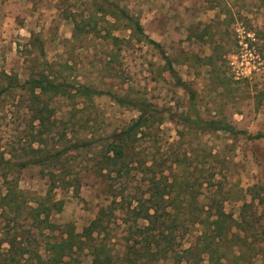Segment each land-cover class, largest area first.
<instances>
[{"label":"rangeland","instance_id":"374dc122","mask_svg":"<svg viewBox=\"0 0 264 264\" xmlns=\"http://www.w3.org/2000/svg\"><path fill=\"white\" fill-rule=\"evenodd\" d=\"M107 2L125 15H104L98 5L106 0H0V93L7 89L0 94V152L10 160L0 167V200L11 179L29 205L47 197L63 203L57 209L47 202L39 216L25 218L27 213L22 212L19 218L24 241L31 249L42 248L43 255L50 242L67 237L71 228L84 232L102 209L115 211L113 201L119 198L113 200L106 192V183L132 179L113 172L106 181L109 172H101L97 165L105 153L104 143L139 116L133 100L145 101L157 114L151 117V126L138 134L124 162L136 165L137 156L145 152L150 162L155 159L165 167L156 177L169 176L173 167L185 171L189 181L198 167L205 175L216 167V186L223 183L235 190L225 207L236 217L247 188L257 185L259 197H264V137L253 138L264 134V0ZM126 15L140 19L144 34ZM41 75L55 84L65 83V92L43 95L50 120L42 126L35 118L33 96L10 86L11 79L24 84ZM80 85L103 94L93 99L73 94ZM190 107L204 119L231 124L234 131L202 133L188 127L182 116ZM32 147L41 148V153H31ZM212 151L226 161L214 164ZM57 152L54 160L19 167ZM52 181L57 183L54 187ZM167 210L176 212L177 207L169 205ZM6 212L0 205L2 239H8L7 218L12 216ZM247 216L254 226L241 235L251 244V257L252 248L264 240V204L257 215ZM45 217L55 227L40 222ZM122 219L120 215L105 225L118 231L113 239L120 249L116 264H130L132 256L124 253L127 225ZM194 237L187 238L186 247L197 242ZM6 247L4 242L1 257ZM25 259L32 263L29 254ZM93 259L89 256L85 264ZM224 261L264 264L261 254L248 256L243 263Z\"/></svg>","mask_w":264,"mask_h":264},{"label":"trees","instance_id":"16d2710c","mask_svg":"<svg viewBox=\"0 0 264 264\" xmlns=\"http://www.w3.org/2000/svg\"><path fill=\"white\" fill-rule=\"evenodd\" d=\"M98 10L104 15L109 13L118 16V12L125 15L117 5L108 4L107 0L103 5H98ZM126 17L132 21L138 32L144 34L139 18L130 15H126ZM150 41L161 48L158 41L153 39ZM11 82L12 89L23 88L33 96L32 104L37 110L35 118L39 120L41 126L47 124L50 116H47L45 111L49 107L47 104L42 105V97L50 91L55 94L65 92V83L55 84L45 75L37 78L31 77L24 84L18 83L16 78L11 79ZM3 90L7 89H1V95ZM37 90H39L38 93ZM73 94H81L93 99L96 95L103 94V91L87 85H80ZM107 94H111L116 101H121L118 95ZM1 101L0 96V103ZM131 104L139 110V116L124 130L114 132L107 143H104L105 153L97 165L101 172H109L105 175L106 181L113 172L120 178L127 174L125 179L129 175L132 179V181L121 180L120 182L106 183V192L112 194L113 200L119 198V201H113L115 211L108 212L107 209H102V213L98 214L84 228V232L79 233L71 228L67 237L50 242L49 246L45 248V255H43L42 248L31 249L24 241L25 231L20 226L18 227L19 218L22 217V212L27 213L25 218L39 216L41 212H44L43 208L47 202H53L54 208L57 209H61L59 206L63 203L52 201L50 197H47L36 201L35 206L29 205L24 199V191L18 190L16 185L12 186L10 179L7 192L0 200V205L4 207L6 213L12 214L7 218L9 221V228L6 231L8 239L0 238V251L3 243H8L3 257L0 256V264H28L25 259L26 254H29L32 259L30 261L32 263L29 264H85L89 256L94 257L92 264H116L117 258L120 256V249L117 248V243L113 239L118 236V231L116 232L113 227L105 225V223H107L106 221L115 222L120 218V215L124 224L127 225L123 244L126 246L124 253H129L132 256L130 264H227L224 258L235 263H243L247 262L248 256L251 258L256 254H261L264 260V240L258 245L259 247L252 248L253 255L250 257L248 250H251L249 249L251 244L248 242L247 236L242 237L241 235L242 232L248 233L254 226L253 220H249L247 214L257 215L258 209L264 204V197L260 198L256 190L257 185L247 188L243 204L239 209V217H236L225 207V203L233 198L235 190L226 187L223 183L216 186L214 181L218 174L216 167L211 169L208 175H205V170L202 167H198L196 176L189 181L185 171L180 172L179 169L173 167L169 176L156 177L159 171L164 173L165 167L162 163H157L155 159H150L152 160L150 162L147 159L148 154L145 152L137 156L136 165H129V161L124 162L127 161V157H130L131 150L138 140V134H143L145 129L151 126L153 121L151 117H155L157 114L143 100H133ZM182 117L188 127H193L202 133L220 130L234 131V127L229 123L202 118L195 108L190 107ZM263 137L264 134L260 133L253 138ZM36 141L39 142V139ZM41 151V148L32 147L31 149V153L34 154H40ZM59 155L60 152H57L45 159L33 158L20 164L19 167L23 168L36 162L44 163L56 159ZM210 156L214 164L221 160L226 161V158H221L220 154L214 151L210 153ZM173 159L174 161L178 160V158ZM185 159H187L186 156ZM9 161L5 159L4 152H0V167L4 162L9 163ZM138 174H141V177L138 178ZM4 177L7 178L5 174ZM56 184L55 181H52V187ZM242 190L240 189V193ZM169 194L172 195L166 198V195ZM249 196L250 201H248ZM169 205L176 206L177 211L167 210ZM118 211L119 214L116 213ZM124 215L125 217H123ZM40 222H46L50 228L55 227L52 223H48V217ZM38 226L41 227L39 223ZM12 231L14 232L11 233ZM40 235L41 232L38 233V237ZM191 235L195 236L197 242L186 247L187 238ZM228 252L232 254L231 257Z\"/></svg>","mask_w":264,"mask_h":264}]
</instances>
